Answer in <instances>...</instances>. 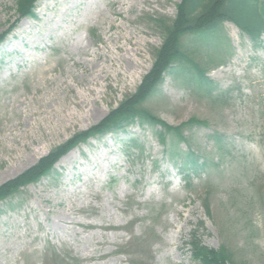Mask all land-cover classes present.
<instances>
[{
    "label": "rangeland",
    "instance_id": "374dc122",
    "mask_svg": "<svg viewBox=\"0 0 264 264\" xmlns=\"http://www.w3.org/2000/svg\"><path fill=\"white\" fill-rule=\"evenodd\" d=\"M181 1L39 0L26 29L17 0H0V35L13 27L0 46V186L136 92L165 39L159 20ZM221 28L224 43L182 37L211 88L179 69L141 105L173 126L208 121L186 131L207 172L188 185L177 164L187 147H164L150 123L90 139L0 203V264H198L184 244L202 221L204 244L264 264V50Z\"/></svg>",
    "mask_w": 264,
    "mask_h": 264
},
{
    "label": "trees",
    "instance_id": "16d2710c",
    "mask_svg": "<svg viewBox=\"0 0 264 264\" xmlns=\"http://www.w3.org/2000/svg\"><path fill=\"white\" fill-rule=\"evenodd\" d=\"M36 2L37 0H17L19 19L16 22L28 15L34 16ZM226 21H232L246 33L255 48H264V0H182L177 4V14L172 21L159 20L166 34L165 39L162 46L156 51V59L151 70L144 76L136 92L123 99L98 124L73 135L66 142L41 157L36 164L23 173L2 184L0 186V203L14 197L22 188L51 175L55 172L57 162L80 144L87 143L91 138L104 136L109 132L121 130L126 132V129L136 122L160 126L161 129H157L156 134L163 142L164 147L168 139L183 142L186 145L185 151L178 152V161L176 156L174 158L179 164L178 169L186 179V183L191 185V180L195 176L198 177L207 172L211 166L207 154L202 153L196 147L194 138L186 131L194 126L208 127V121L194 116L179 126H173L141 105L155 94L159 86L165 81L167 74H179V69L185 72L195 70L199 86L207 85L211 88L210 86L214 82L207 76L208 67L206 66L205 69L198 60L195 61L196 50L182 49V37L188 34H196L198 39H204L217 32L222 40L223 37L219 35V31ZM12 29L13 27L0 35V42ZM182 61L186 64L177 65ZM223 135L215 131L208 134V138H211L214 143H220L224 138ZM131 145L137 146L136 141H132ZM204 208L207 214L212 216L209 196L204 200ZM204 226L203 221L195 226L184 244L185 247L189 248L191 258L195 262L198 264H250L246 260L238 259L234 251L225 245L213 248L204 244L201 234Z\"/></svg>",
    "mask_w": 264,
    "mask_h": 264
},
{
    "label": "bare ground",
    "instance_id": "6f19581e",
    "mask_svg": "<svg viewBox=\"0 0 264 264\" xmlns=\"http://www.w3.org/2000/svg\"><path fill=\"white\" fill-rule=\"evenodd\" d=\"M22 27H24V28H29V22H28V20H26V19H24L23 20V22H22ZM129 39V38H128ZM135 43L136 44H138V41H135ZM139 51H140V48H138L136 51H135V53H134V55H133V57H136L137 55H138V53H139ZM130 58V65H132V67L135 65V59L134 58ZM139 65V64H138ZM71 155V153L68 155V156H70Z\"/></svg>",
    "mask_w": 264,
    "mask_h": 264
}]
</instances>
